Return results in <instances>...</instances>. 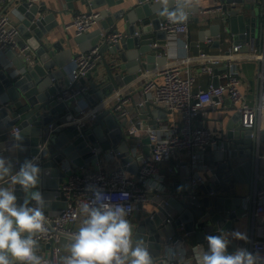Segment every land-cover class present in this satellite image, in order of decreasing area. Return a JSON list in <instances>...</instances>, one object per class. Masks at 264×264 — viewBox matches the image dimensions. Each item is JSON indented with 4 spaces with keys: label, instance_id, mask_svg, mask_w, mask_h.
<instances>
[{
    "label": "water",
    "instance_id": "water-1",
    "mask_svg": "<svg viewBox=\"0 0 264 264\" xmlns=\"http://www.w3.org/2000/svg\"><path fill=\"white\" fill-rule=\"evenodd\" d=\"M76 1L88 7V12L100 13L99 28L74 39L63 37L55 41L53 32L59 25L54 20L55 14L45 15L41 5L30 6L21 0L18 11L23 18L17 49L5 52L11 65L0 66V156L11 161L13 172L25 160H32L40 167V182L35 190L44 196L47 201L44 210L52 217L67 209L66 199L58 192L65 180V164L74 169L92 167L98 171L100 161L112 153L128 173H139L129 143L136 137L124 136L122 127L126 123L120 125L118 115L105 110L94 123L81 124L73 105L57 100L61 90L58 82L64 78L67 64L78 54L100 49L101 58L88 75L98 79L96 83L90 82L92 93L85 96L91 108L143 73L168 64V57L161 53L168 39L167 32L161 28L160 2L140 0L130 11L113 12L111 8L124 4L125 0ZM199 1L194 0L196 4L187 14L199 13ZM220 5L225 10L222 25L211 26L210 32L202 33V38L212 37L219 48L225 31L235 45L244 46L243 50L247 51L246 44L253 40L259 45L256 32L258 18L264 15V0H220ZM111 31L123 34L115 44L104 40L103 34ZM26 46L31 51L23 55L21 51ZM219 71L216 68L214 72L215 86L220 85ZM80 83L85 84L86 79ZM168 114L171 113L148 103L141 119L150 116L166 119ZM240 121L241 114L237 113L222 138H216L220 146L217 151L212 146L207 148L215 153L209 184L200 185L199 189H193L190 184L156 190L151 194L152 210L133 215V234L148 242L154 264L161 259L167 245L174 240L184 241V234L195 236L199 244H205L206 236L225 234L245 214L238 185L249 179L254 184L256 173L264 165V130L244 129ZM15 128L19 130V140L13 133ZM143 143L150 145V139L145 138ZM146 155L150 154L146 151ZM0 187L11 189L13 185L5 178L0 180ZM14 193L17 202L23 203L26 194L19 185L14 187Z\"/></svg>",
    "mask_w": 264,
    "mask_h": 264
},
{
    "label": "built area",
    "instance_id": "built-area-1",
    "mask_svg": "<svg viewBox=\"0 0 264 264\" xmlns=\"http://www.w3.org/2000/svg\"><path fill=\"white\" fill-rule=\"evenodd\" d=\"M30 6L40 4L43 0H25ZM160 0H155L159 3ZM217 3V2H216ZM203 13L225 16L222 5L216 4ZM100 13L98 11L82 12L75 16L74 20L66 26L67 30H73L76 37L93 32L99 26ZM163 31L167 32V39L177 40L183 34H188L190 27L185 23H172L166 16H163L161 23ZM104 35L107 43L115 44L123 37L122 33L111 31ZM21 33L19 26L14 23L9 15L0 13V53L9 49L16 50L18 39ZM206 43L212 44L214 39L207 38ZM248 47L247 59L260 64V99L255 105L247 102L241 92V80L230 73L223 75L224 83L215 86L213 83L207 89L200 88L195 92L197 78L193 74L190 64L195 61L199 63L200 73L213 75L215 69L221 64H231L237 60L244 46L234 45L228 52L219 56H209L203 50L193 62L187 60V67L182 65H169L155 72H151L142 83L141 98L135 99L132 92L119 95L110 109L124 118L129 125L128 135L138 137L145 134L150 139L151 154L145 156L140 154L139 145L132 146L133 156L138 161L139 173L136 178H130L125 168L113 169L111 171H81L78 172L69 164H65L63 172L65 180L59 188L60 196L67 202V209L61 214L52 217L45 210L46 231L39 234L38 248L36 254L42 257L43 264H63L62 250L59 246L63 239L70 241L72 235L78 231L82 223L80 215V204L92 198L91 188L102 189L106 194L113 197V203L131 206L132 211L128 217L136 212L143 211L144 205L150 202L151 194L163 188V178L160 174V166L163 162L170 161L177 155L186 154L191 157L193 165L200 160L196 155L197 149L207 150L208 147L217 144L213 132L207 127L197 125V119L201 114L207 113L209 107H221L226 100H229L235 111L241 114L240 124L244 129L261 131L264 125V32L260 45L256 41L246 44ZM200 47V46H199ZM189 49V45H184ZM29 46H26L21 54L30 53ZM100 49L96 48L88 53L78 54L75 59L77 64L76 78L78 86L63 88L57 95V100L68 105L76 104L81 98L91 94L90 86L81 84L80 81L87 79L88 75L96 67L100 60ZM135 103L136 111L140 114L151 103L171 114L178 115L179 119L174 120L171 125H159L156 127L146 126L143 121L134 123L130 120L129 106ZM106 104L97 105L87 111L79 112L77 119L81 124H92L96 121L98 114L104 112L101 108ZM19 132L15 128L13 133ZM206 183L204 176L192 177L190 184L193 189L199 188ZM121 193H127L126 200H120ZM254 201V223L251 236L248 237L246 246L242 247L248 251L264 257V189L259 188L252 197ZM181 242V241H180ZM202 246V245H196ZM194 246L192 257L188 256L185 248L172 242L167 245L161 254L158 264H196ZM264 264V260L260 261Z\"/></svg>",
    "mask_w": 264,
    "mask_h": 264
},
{
    "label": "crops",
    "instance_id": "crops-1",
    "mask_svg": "<svg viewBox=\"0 0 264 264\" xmlns=\"http://www.w3.org/2000/svg\"><path fill=\"white\" fill-rule=\"evenodd\" d=\"M139 1L140 0H125L124 4H119L111 8V10L113 12L122 9L130 11L139 4ZM151 1L155 3V0ZM20 2L21 0H0V13L9 15L14 21V23L18 26L20 25L23 18V16L18 11V5L20 4ZM216 2L220 4V0H200L198 4L201 6V10L199 11V13L187 14L186 22L190 27L189 33L181 35L180 38L177 40L168 39V44L161 49V53L168 57V64L166 66L175 64L187 67L189 65L187 63V60L192 59L193 62L196 58L199 57L201 50H203L207 55L214 57L219 56L223 52H228L232 48V46L235 45L234 41L228 36V34H226L225 31H222L221 45L219 48L214 45V42L212 44H208L205 42L206 39L209 38L208 36L206 38H202V33L210 32L211 26L222 25L223 23V20L222 18H220V15L218 16L214 13H203L204 10L211 9L216 6ZM70 4H73V9L70 7ZM194 4H196V2H194ZM39 5H41V7L44 9L43 13L45 15L55 14L54 20L59 22L58 27H56L53 32L55 41H58L63 37L74 39L76 37L75 32L73 30H67L66 26L74 20L77 14L82 12H88L89 10L88 7L82 6L76 0H73L72 2L69 0H43ZM97 28H99V26ZM120 31L124 33L122 27L120 28ZM263 32L264 15L262 14L258 18V28L256 32V38L257 40H259L260 44L262 42ZM185 44L189 45V49L184 48ZM248 51L250 50H243L238 56L237 60L233 61L231 64L223 63L217 68L220 69V83L225 82V80L223 79V75L225 73L231 72L233 75H236L241 80L240 89L241 92L244 94L247 102L251 105H255L260 99L261 91V83L259 78L260 64L256 61L247 59ZM10 65L11 62L8 60L6 54L0 53V66L8 67ZM161 68H157L152 72H155ZM190 68L192 69L193 74L197 78V83L194 89L195 92H197L200 88L207 89L210 84H214L216 82L215 73L213 75L200 73V66L198 61H195L194 63L190 64ZM64 70L65 76L60 82H58L61 89L71 87L77 82L76 61L74 59L70 61ZM104 72L105 71L102 70V73ZM150 73L151 72L143 73L141 76H139L137 80L133 81L129 85H126L125 87L120 88V90L116 91L110 98H107L104 102H101L100 104H106L105 106L101 105L103 111L111 110L110 105L113 106L117 97L126 92H132L135 99L139 101L142 97L140 95L142 83L145 81L146 77ZM92 81L96 83L98 82V79L92 75L91 77L86 79V85L90 86V82ZM90 103L91 102L89 99L85 97L81 98L76 104L73 105V107L75 108L76 115L84 110L88 111L91 107ZM129 109L131 112L130 120H132L134 123L143 121L144 125L146 126H168L171 125L174 120L179 119L178 115L168 114L166 119L163 117L155 118L153 116H150L147 120H143L141 119L142 113L139 116L136 111L135 103H132L129 106ZM113 113L118 115L114 111ZM237 113L238 112L235 111L231 102L229 100H226L224 105L221 107H209L207 113L201 114L198 117L196 124L210 129L216 138H222V135L227 131V127L230 125ZM119 117L120 125L126 123L125 127H121L123 129L124 136L128 137L129 125L127 124L124 118H122L121 116ZM77 121L79 122L78 119ZM262 130H264V125L261 127V131ZM145 138L146 135L141 134L140 136L136 137L135 140H132L129 143L131 144V146L139 145L140 154L147 156L146 151L151 154V147L150 145H145L143 143V140ZM212 147L214 151H217L220 148L219 143L213 145ZM109 154L110 155H107L106 160L102 159L100 161V167L102 170L111 171L113 169L124 168L121 164L120 159H118L112 153ZM196 155L200 160L197 165H193L191 157L186 154L177 155L172 160L163 162L160 166V174L163 178V188H160V190H164L165 188L173 189V187H186L187 185H190L192 177L196 175L204 176V178L206 179L205 184H209L212 181L211 171L212 166L215 162V153L208 152L207 150L203 151L202 149H197ZM77 171H94V169L90 167L89 169H77ZM137 175L133 173H128V176L130 178H136ZM246 175L248 176V178L251 177L250 173H246ZM250 180L251 179H249L248 182L243 181L242 184L238 185V193L243 196L242 208L245 209V214L239 217L238 220H235L233 222V227L229 229L226 233H231L232 231H239L241 233H246L247 237L251 236L252 226L254 223V201L252 197L255 195L259 188L264 189V165L262 166L261 170L256 173L254 184H252V181ZM152 205L153 202L152 200H150L149 203L144 205L143 211L139 213L146 214L147 212H150L152 210ZM128 219L131 221V223L133 222V216L128 217ZM228 239L230 241L227 248L229 249V253H233L238 248H242L247 245L244 240L233 239L230 235L228 236ZM173 242L185 248L188 252L189 257H192V249L194 246L202 245L205 249L207 248V241L205 242V244H199L197 242V237H189L187 236V234H184V241L180 242L179 240H174ZM233 244L235 247H232Z\"/></svg>",
    "mask_w": 264,
    "mask_h": 264
},
{
    "label": "clouds",
    "instance_id": "clouds-1",
    "mask_svg": "<svg viewBox=\"0 0 264 264\" xmlns=\"http://www.w3.org/2000/svg\"><path fill=\"white\" fill-rule=\"evenodd\" d=\"M160 14L172 23L185 21L194 0H160ZM172 5V7H169ZM15 138L21 137L19 132ZM40 167L25 160L13 172L10 160L0 156V180L9 178L13 187H0V264H43L36 254L37 236L46 231L44 207L47 201L37 189ZM19 185L26 194L23 203L17 202L14 187ZM92 198L81 202L82 223L68 244L69 255L63 264H154L148 242L133 234L128 219L131 206L113 203V197L102 189L91 188ZM120 200L128 198L121 193ZM233 239L247 241L246 233L232 231L206 236L207 248H194L196 264H260L264 257L245 248L227 251Z\"/></svg>",
    "mask_w": 264,
    "mask_h": 264
},
{
    "label": "rangeland",
    "instance_id": "rangeland-1",
    "mask_svg": "<svg viewBox=\"0 0 264 264\" xmlns=\"http://www.w3.org/2000/svg\"><path fill=\"white\" fill-rule=\"evenodd\" d=\"M69 242H70L69 240L63 239L60 242V244H59V246H60V248L62 250V257H66V256H68L70 254L69 251H68V244H69Z\"/></svg>",
    "mask_w": 264,
    "mask_h": 264
}]
</instances>
